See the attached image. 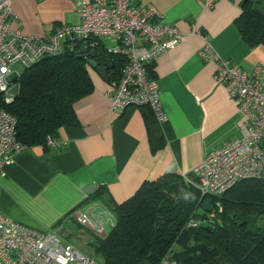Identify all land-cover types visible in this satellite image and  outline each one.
<instances>
[{
    "label": "crops",
    "instance_id": "0c3cea01",
    "mask_svg": "<svg viewBox=\"0 0 264 264\" xmlns=\"http://www.w3.org/2000/svg\"><path fill=\"white\" fill-rule=\"evenodd\" d=\"M135 1L153 5L182 33L147 67L167 116L158 125L163 144L151 152L145 117L153 114L141 107L112 111L109 80L89 67L93 90L74 105L77 124L60 127L53 146L24 149L6 168L0 213L9 219L40 231L67 223L89 197V184L120 204L145 181L167 172L191 173L205 155L241 135L236 101L214 81L215 64L199 53L209 44L244 70L264 65V45L249 46L235 25L243 4L264 6V0H217L211 8L201 0ZM11 8V28L26 34L49 35L59 25L80 23L72 0H12Z\"/></svg>",
    "mask_w": 264,
    "mask_h": 264
},
{
    "label": "built area",
    "instance_id": "2783aa9c",
    "mask_svg": "<svg viewBox=\"0 0 264 264\" xmlns=\"http://www.w3.org/2000/svg\"><path fill=\"white\" fill-rule=\"evenodd\" d=\"M72 1L80 23L62 24L49 35H39L11 28L12 0H0V96L3 102L11 103L15 97L8 95L20 75L12 70L15 64L28 68L43 58L67 50H82L80 54H86L98 41L108 38L106 53L123 59L117 79L107 78L111 85L107 92L110 109L120 113L127 107L147 106L158 124L164 122L167 116L158 85L149 77L147 66L181 40L180 30L166 23L151 4L135 0ZM216 1L201 0L206 8L213 7ZM199 54L201 59L215 64L214 81L223 85L236 101L242 116V131L239 137L225 141L194 167L192 173L200 191V206L204 200L211 199L212 209L205 211V218L188 219L183 226L185 229L212 221L222 211V195L238 181L264 178V65L255 64L251 70H244L220 58L209 44ZM15 126L14 116L0 107V183L15 156L27 148L17 139ZM46 144L53 146L56 141L48 137ZM86 203L74 214V220L96 236H105L116 224L114 212L99 200ZM167 263L174 264L169 251L159 262ZM0 264L101 262L67 239L60 225L40 231L0 213Z\"/></svg>",
    "mask_w": 264,
    "mask_h": 264
},
{
    "label": "trees",
    "instance_id": "16d2710c",
    "mask_svg": "<svg viewBox=\"0 0 264 264\" xmlns=\"http://www.w3.org/2000/svg\"><path fill=\"white\" fill-rule=\"evenodd\" d=\"M235 25L249 46L264 45V6L243 4ZM98 42L86 54L67 50L23 68L14 100L6 104L0 96V107L14 116L17 139L27 148L45 147L60 127L77 124L74 105L93 90L90 51H95L99 65H106L107 78L117 79L123 59L106 53L104 41ZM141 108L153 114L147 106ZM145 123L155 152L163 144L159 124L147 116ZM89 200L101 201L116 216L115 226L105 236H95L92 245L101 264H159L168 251L174 264H264V178L235 183L221 197L222 211L189 229L183 228L188 219L206 217L192 172H167L145 181L120 204L111 201L103 187L85 203Z\"/></svg>",
    "mask_w": 264,
    "mask_h": 264
},
{
    "label": "rangeland",
    "instance_id": "374dc122",
    "mask_svg": "<svg viewBox=\"0 0 264 264\" xmlns=\"http://www.w3.org/2000/svg\"><path fill=\"white\" fill-rule=\"evenodd\" d=\"M12 70H17L21 73L23 71V67L21 64H15L12 66ZM85 205H87V203L83 204L79 210H82ZM201 211L202 210H199V213ZM60 227L62 228L63 234L66 235L67 239H69L75 246L83 252L94 256L97 260H100V257L93 253L92 245L96 235L91 230L87 227L80 226L72 219H69L67 223H62Z\"/></svg>",
    "mask_w": 264,
    "mask_h": 264
},
{
    "label": "water",
    "instance_id": "95a60500",
    "mask_svg": "<svg viewBox=\"0 0 264 264\" xmlns=\"http://www.w3.org/2000/svg\"><path fill=\"white\" fill-rule=\"evenodd\" d=\"M82 50H79L78 52H76L77 55H80V52ZM90 58L88 59V64L89 66L94 69L101 77L103 78H107L108 74H107V67L106 65H99L95 60H94V56H95V51L92 50L90 51L89 54ZM108 80V79H107ZM18 89H19V85L18 83H15L11 89L8 91V95L9 96H17L18 94ZM97 189V187H95L93 184H89L87 185V187L84 189V191L87 194H92L93 192H95ZM201 208L204 211H210L212 209V201L211 199H206L201 203ZM143 264H149L148 261H145Z\"/></svg>",
    "mask_w": 264,
    "mask_h": 264
}]
</instances>
